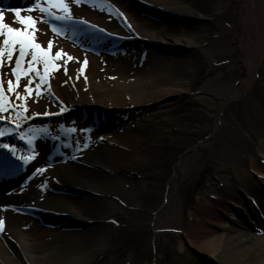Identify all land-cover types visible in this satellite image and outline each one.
<instances>
[{"label":"bare ground","instance_id":"1","mask_svg":"<svg viewBox=\"0 0 264 264\" xmlns=\"http://www.w3.org/2000/svg\"><path fill=\"white\" fill-rule=\"evenodd\" d=\"M226 2L65 0L71 19H56L65 22L61 27L46 24L40 10H22V16L37 21L35 42L45 50L51 42L53 56L62 50L55 61L62 75L51 78L50 69L42 83L29 73L9 92L7 82H16L12 70L18 51L11 63L5 55L0 66L9 99L0 112V133L6 136L1 144L11 143L16 157L20 149L22 156L25 150L35 156L28 157L16 179L0 184V264H93L115 228L153 225L152 216L144 217L139 203L131 201L140 178L135 162L141 159L142 142L128 130L129 123L120 121L126 117L112 112L168 106L174 95L185 92L190 72L181 51L201 48L206 57L225 53V46L216 49L203 40L210 15L222 12ZM240 2L241 17L223 24L237 35L248 69L235 98L254 82L264 58V0ZM43 5L49 8L48 0ZM50 11L53 17L65 15L57 8ZM222 18L219 13L217 19ZM15 19L13 12L5 16L12 27L22 28ZM36 67L43 75V63ZM29 80L33 91L27 96ZM17 94L27 99L18 100ZM258 120L260 126L244 134L250 145L240 140L236 151L241 154L222 163L227 171L220 175L222 184L203 197L184 231L182 245L212 264H264V113ZM45 124L47 137L41 132ZM60 155L68 160L62 162ZM38 169L45 171L24 183ZM165 228L177 232L174 226Z\"/></svg>","mask_w":264,"mask_h":264},{"label":"rangeland","instance_id":"2","mask_svg":"<svg viewBox=\"0 0 264 264\" xmlns=\"http://www.w3.org/2000/svg\"><path fill=\"white\" fill-rule=\"evenodd\" d=\"M226 1L219 12L223 18L212 13L204 27L208 46H225L221 57H206L201 48H183L190 72L185 92L174 95L168 106L155 103L112 112L126 117L120 121L129 123L128 130L142 142L141 159L135 162L140 178L131 201L154 223L115 228L93 264H212L201 252L182 245L184 231L203 197L222 184L220 175L227 172L222 163L241 154L236 151L240 140L250 145L244 134L260 126L258 116L264 113V58L254 82L241 97H234L248 69L237 35L223 25L241 17V2ZM61 70L52 71L51 78L61 76Z\"/></svg>","mask_w":264,"mask_h":264},{"label":"snow or ice","instance_id":"3","mask_svg":"<svg viewBox=\"0 0 264 264\" xmlns=\"http://www.w3.org/2000/svg\"><path fill=\"white\" fill-rule=\"evenodd\" d=\"M75 3L79 4L80 0H74ZM49 8H40L39 4L36 5V8H39L41 12H47L51 15V8H57L63 13L64 16H55L54 18L57 20L61 19H71V9L68 4L65 3V0H48ZM36 8H28L27 11L29 13L36 10ZM15 20L13 23H18L22 25V28L12 27L9 23L5 22L4 10L0 9V37H3V49H0V66H3V60L5 55L7 56L8 61L11 63L13 55L18 51L19 56L15 62V69L13 70V75L16 77V82L13 84L12 80H9L8 83V91L15 92L16 88L20 85V80L22 76H27L29 73H36L40 76L41 82H45L48 76L49 70L58 71L59 69L56 67L55 61L62 58V50L55 53L53 56L52 48L53 45L49 42L47 49L45 50L40 44L36 43L35 32L37 29L35 25L37 21L33 19L31 16L24 17L22 16L21 9H12ZM55 30V29H53ZM31 53L32 59L29 62L27 68H24V62L26 56ZM68 59H72L69 57ZM43 63L44 65V73L41 75L38 72L36 65ZM85 66L87 65V61H84ZM32 80L28 81V85L25 87L24 91L27 96L32 94L33 89L31 88ZM39 87V86H38ZM27 96L21 97L17 94L16 98L19 99H27ZM9 103L8 97L5 95L3 91V81L0 80V112L6 110L7 105ZM24 111H27L25 107ZM19 127V125H17ZM3 147L8 148L9 151H15L14 149L9 148L7 144ZM31 159H35V156L31 157ZM25 163H29V158H24ZM38 171L43 172L44 169H38ZM2 228V225H0Z\"/></svg>","mask_w":264,"mask_h":264}]
</instances>
